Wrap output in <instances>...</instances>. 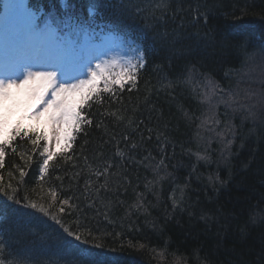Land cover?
<instances>
[{"label":"trees","instance_id":"trees-1","mask_svg":"<svg viewBox=\"0 0 264 264\" xmlns=\"http://www.w3.org/2000/svg\"><path fill=\"white\" fill-rule=\"evenodd\" d=\"M30 9L66 39L126 35L145 62L134 85L107 77L46 172L48 140L32 144L46 129L19 113L0 167V264H264V0Z\"/></svg>","mask_w":264,"mask_h":264},{"label":"snow or ice","instance_id":"snow-or-ice-1","mask_svg":"<svg viewBox=\"0 0 264 264\" xmlns=\"http://www.w3.org/2000/svg\"><path fill=\"white\" fill-rule=\"evenodd\" d=\"M20 7L24 12H28L23 0H21ZM26 27L29 42L35 45L33 48V59L36 61V66L45 69L56 67L58 57L49 53V49L56 44L55 30L49 32L41 29L37 25L35 17L28 21ZM139 66H143V61L140 62ZM137 67L138 65L136 64H130L127 69L116 73L111 82L119 84L121 88H123L124 83H132L134 85ZM96 69L98 71L91 74L90 80H80L78 83H71L72 78L67 76H63L58 80L56 71L50 70L27 71L22 79L19 77L14 79L11 74L3 75V78H0V108H4L6 101L12 100L14 104L18 102L16 95L12 92L13 88L16 89V94L23 91L30 97L37 98L44 105V108L43 112H36L33 115L38 117L51 110L49 120L54 125V139L57 147L61 146L62 141L64 147H70L75 140L76 134L82 130L84 117L81 115V111L92 100L93 95L99 92L96 87L97 78H105V90H110L107 88L106 67L102 68L100 64H97ZM76 93L80 94L79 100L74 98ZM49 94L50 98H46L49 97ZM5 123L4 112H0V167L4 166L5 146L9 145L10 141L14 140L20 133L19 125H17L13 134L6 136L4 131ZM38 140H48V137L46 135L37 136L32 140V144L35 145ZM44 152L47 154V159L43 161L44 168L41 171H47L49 161L57 155L56 152L51 151L48 147H45ZM20 175L24 176L25 173L21 171ZM9 199L13 198L9 197ZM14 202L19 204V200ZM31 208L36 209L37 205L32 203ZM39 210L41 212L46 211L43 206H40ZM61 212H63V208H61ZM69 234L71 235V233ZM80 239L79 235L75 236V240L79 241Z\"/></svg>","mask_w":264,"mask_h":264},{"label":"rangeland","instance_id":"rangeland-1","mask_svg":"<svg viewBox=\"0 0 264 264\" xmlns=\"http://www.w3.org/2000/svg\"><path fill=\"white\" fill-rule=\"evenodd\" d=\"M20 4L21 0H5L4 13L0 17V35L4 34L5 36V39H0V44L2 45L4 43V50H1L2 53L0 52V74H2L0 78H3V75L11 74L14 79L18 77L22 79L27 71L44 70L36 66V61L33 59L34 44L30 43L29 38L25 36L26 24L32 17L37 15L35 13L24 12ZM99 42L91 43L90 46L86 45L81 50L83 53L82 57L84 56L85 58L81 65L75 67L69 65L72 57V49L68 50L63 48L60 43L56 42L49 49V53L58 57L57 66L49 70L56 71L58 66H65L66 70L64 74L62 76L57 74L58 80L63 76H67L72 78L71 83H78L80 80H90L91 74L98 71L96 69L97 64L103 67L107 62H110V64L120 67L122 71L124 69V63L122 62H126L125 59L128 55L130 57L132 53L137 56L141 54L139 46H134V43H131L130 40L124 37L109 35ZM12 92L17 96L15 88L12 89ZM18 97L28 98L31 110L34 109L29 116L33 119V124L42 125L45 120L47 121L50 134L49 149L51 151L57 150L58 147L54 139V125L49 120L51 110L38 117L34 116L33 113L43 112L44 105L37 98L33 99V97H30L23 91L18 94ZM46 98H50V94ZM74 98L79 100L80 94H74ZM33 100H35V106ZM13 105L12 100L6 101L4 108H0V111L12 108Z\"/></svg>","mask_w":264,"mask_h":264}]
</instances>
